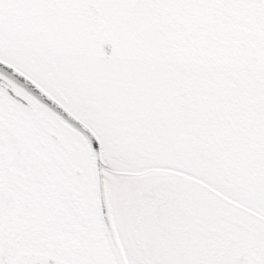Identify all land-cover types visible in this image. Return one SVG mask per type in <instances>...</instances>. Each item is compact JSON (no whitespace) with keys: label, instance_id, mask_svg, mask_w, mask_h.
<instances>
[{"label":"snow or ice","instance_id":"1","mask_svg":"<svg viewBox=\"0 0 264 264\" xmlns=\"http://www.w3.org/2000/svg\"><path fill=\"white\" fill-rule=\"evenodd\" d=\"M0 264H264V0H0Z\"/></svg>","mask_w":264,"mask_h":264}]
</instances>
